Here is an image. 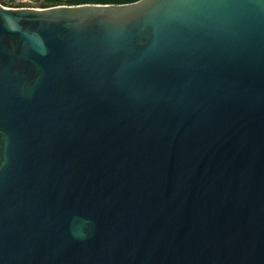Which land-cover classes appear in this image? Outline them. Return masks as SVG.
<instances>
[{"label":"water","instance_id":"1","mask_svg":"<svg viewBox=\"0 0 264 264\" xmlns=\"http://www.w3.org/2000/svg\"><path fill=\"white\" fill-rule=\"evenodd\" d=\"M0 264H264V0L0 5Z\"/></svg>","mask_w":264,"mask_h":264},{"label":"trees","instance_id":"2","mask_svg":"<svg viewBox=\"0 0 264 264\" xmlns=\"http://www.w3.org/2000/svg\"><path fill=\"white\" fill-rule=\"evenodd\" d=\"M14 3L16 0H9ZM141 0H42L41 8H52L58 6H80V5H126L139 2ZM4 5L5 1L0 0Z\"/></svg>","mask_w":264,"mask_h":264},{"label":"rangeland","instance_id":"3","mask_svg":"<svg viewBox=\"0 0 264 264\" xmlns=\"http://www.w3.org/2000/svg\"><path fill=\"white\" fill-rule=\"evenodd\" d=\"M4 1L6 5L4 7H9V8L40 9L41 8L40 6L42 4V0H16L14 3L8 0H4Z\"/></svg>","mask_w":264,"mask_h":264},{"label":"built area","instance_id":"4","mask_svg":"<svg viewBox=\"0 0 264 264\" xmlns=\"http://www.w3.org/2000/svg\"><path fill=\"white\" fill-rule=\"evenodd\" d=\"M9 1V0H8ZM1 3V2H0ZM1 5V4H0ZM1 6H6L5 4L4 5H1ZM15 9H21V8H15ZM23 9H25V8H23Z\"/></svg>","mask_w":264,"mask_h":264}]
</instances>
